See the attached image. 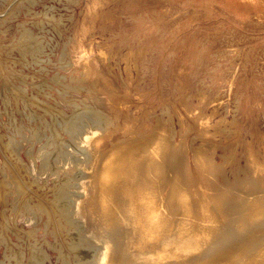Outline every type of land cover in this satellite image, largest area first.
Here are the masks:
<instances>
[{"label":"rangeland","instance_id":"rangeland-1","mask_svg":"<svg viewBox=\"0 0 264 264\" xmlns=\"http://www.w3.org/2000/svg\"><path fill=\"white\" fill-rule=\"evenodd\" d=\"M90 116L244 179L264 162V0H0V264L92 251L58 200L86 179L96 129L69 131Z\"/></svg>","mask_w":264,"mask_h":264},{"label":"bare ground","instance_id":"bare-ground-1","mask_svg":"<svg viewBox=\"0 0 264 264\" xmlns=\"http://www.w3.org/2000/svg\"><path fill=\"white\" fill-rule=\"evenodd\" d=\"M89 126L96 131L80 143L91 147L81 165L86 179L75 194L58 196L70 200L79 240L92 249L77 264H264V162L249 154L248 176L229 181L220 173L221 182L211 158L194 153L190 167L162 130L131 138L124 123L114 142L90 116L70 136Z\"/></svg>","mask_w":264,"mask_h":264}]
</instances>
